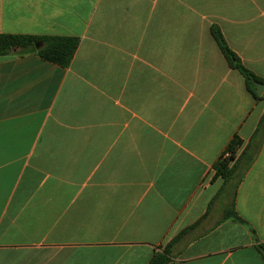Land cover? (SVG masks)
<instances>
[{
	"label": "crops",
	"instance_id": "obj_1",
	"mask_svg": "<svg viewBox=\"0 0 264 264\" xmlns=\"http://www.w3.org/2000/svg\"><path fill=\"white\" fill-rule=\"evenodd\" d=\"M213 27L264 80V0H0V34L79 39L68 67L0 56V264H149L189 227L167 264H264V138L214 179L264 98Z\"/></svg>",
	"mask_w": 264,
	"mask_h": 264
},
{
	"label": "trees",
	"instance_id": "obj_2",
	"mask_svg": "<svg viewBox=\"0 0 264 264\" xmlns=\"http://www.w3.org/2000/svg\"><path fill=\"white\" fill-rule=\"evenodd\" d=\"M212 34L227 59L229 66L238 71L244 78L246 83V90L256 99L264 98L263 95H258L256 92L255 83H264V80L256 76L252 71L246 68L239 57L231 50L227 44L221 30L218 27L212 28ZM38 44H42L41 48H37ZM79 47V39L75 37H59V36H32V35H14V34H0V56H24L28 54H36L46 61L55 63L61 67H68L77 52ZM13 49H17L13 52ZM264 138V116L262 117L254 135L253 142L248 145V149L244 150L240 155L239 150L243 146V141L240 137L235 136L230 143L228 149L231 158L223 159L215 166L214 179L221 178L224 181H231L234 178L241 180L247 170L250 168L257 152L260 149V144ZM214 200L212 201V203ZM223 219L232 220L236 223L247 224L246 221L236 211L235 204L226 209ZM180 232L164 249L162 252L156 253L149 264H167L171 260V247L179 239L184 236L190 229Z\"/></svg>",
	"mask_w": 264,
	"mask_h": 264
},
{
	"label": "water",
	"instance_id": "obj_3",
	"mask_svg": "<svg viewBox=\"0 0 264 264\" xmlns=\"http://www.w3.org/2000/svg\"><path fill=\"white\" fill-rule=\"evenodd\" d=\"M43 45L42 44H38L37 45V48H41ZM17 49H13V51H16ZM255 86H256V92L258 95H262L264 93V83H259V82H256L255 83Z\"/></svg>",
	"mask_w": 264,
	"mask_h": 264
},
{
	"label": "built area",
	"instance_id": "obj_4",
	"mask_svg": "<svg viewBox=\"0 0 264 264\" xmlns=\"http://www.w3.org/2000/svg\"><path fill=\"white\" fill-rule=\"evenodd\" d=\"M231 153L230 152H226L225 154H224V156H223V159H229V158H231Z\"/></svg>",
	"mask_w": 264,
	"mask_h": 264
}]
</instances>
